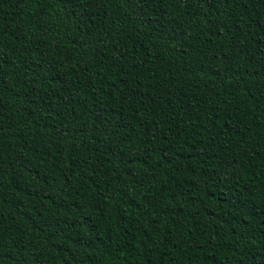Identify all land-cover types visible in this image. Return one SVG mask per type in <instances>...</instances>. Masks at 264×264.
Returning <instances> with one entry per match:
<instances>
[{
  "label": "trees",
  "instance_id": "obj_1",
  "mask_svg": "<svg viewBox=\"0 0 264 264\" xmlns=\"http://www.w3.org/2000/svg\"><path fill=\"white\" fill-rule=\"evenodd\" d=\"M0 264H264V0H0Z\"/></svg>",
  "mask_w": 264,
  "mask_h": 264
}]
</instances>
